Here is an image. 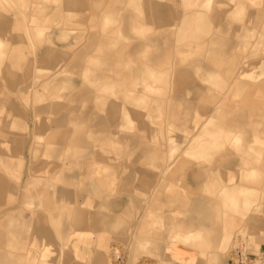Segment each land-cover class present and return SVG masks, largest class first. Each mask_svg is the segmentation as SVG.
Listing matches in <instances>:
<instances>
[{
    "label": "rangeland",
    "instance_id": "1",
    "mask_svg": "<svg viewBox=\"0 0 264 264\" xmlns=\"http://www.w3.org/2000/svg\"><path fill=\"white\" fill-rule=\"evenodd\" d=\"M263 244L264 0H0V264H251Z\"/></svg>",
    "mask_w": 264,
    "mask_h": 264
},
{
    "label": "crops",
    "instance_id": "2",
    "mask_svg": "<svg viewBox=\"0 0 264 264\" xmlns=\"http://www.w3.org/2000/svg\"><path fill=\"white\" fill-rule=\"evenodd\" d=\"M65 1H67V2H72V1L75 2V1H80V0H65ZM216 44H217V41L215 39H212L211 46H214ZM96 46H97L96 43H94V44H90L86 48H87V50H91V49H93ZM83 58H84V53L83 52H78L77 56L75 58H73V61H75V59H76V61L74 62V63H76V65L75 64L74 65L77 66V67L79 66L80 63H81L80 65H83V62H81V61H83ZM97 59H98V61H101V63L104 66H106L107 68L108 67H116L117 68L119 66L120 67L123 66V63H121V61H120L121 59H117V58L108 59V58H103V57L102 58H97ZM93 75L97 76L98 73H95ZM117 75H119V74H117ZM105 78H107V77H105ZM96 116L100 120L102 119L103 122L105 121V123L108 124V122H109L108 120L109 119H108L107 116L106 117H101V116H99L97 114H96ZM106 128L108 129V125H106ZM104 134H105V137L104 136H100V135H96L94 137H91V140H93V141H91L90 144L95 146L98 142L103 141L104 138H106L107 131H105ZM125 139L127 141L132 142V143L138 142L136 139H130V138H125ZM57 144L59 145L60 143L58 142ZM82 144H83V142H82ZM151 153H152L151 150H149L148 154L143 152V160L148 161V162L154 161L153 160L154 159L153 158V154H151ZM84 165H85V169H84L83 176L85 178H89V179L96 178V174L97 173L94 171V165L90 164L89 162L84 163ZM203 173L204 172L202 170L201 171H195V172L194 171H191V172L188 171L187 172V178H188L189 184L194 186V187H198L199 185L204 183L205 176H202ZM132 176H133L132 174L126 175L124 177V179H123V184L122 185L127 184V181H129L132 178ZM149 179L151 180V178H149ZM85 187L87 188V190H89L90 193L92 191H94V190H95V194L96 195H98L100 193V190L95 189L94 185H92L91 183L89 185L85 186ZM121 192L128 196V191H121ZM103 202H104L103 204H104L105 207L107 206V207H109L110 209H112L113 211L116 212V214L114 215V216H116V215H119L125 208H129L130 200H129V196H128L127 199H116V200H113V201H107L106 200V201H103ZM208 210H209V206L206 203H202V202L196 203L192 207V214L194 215V219L195 220L206 219V215L208 213ZM18 230L21 231L22 228H18ZM39 235L40 236H44L45 232L41 231V232H39ZM76 242H77V240L74 238V239L70 240L69 244H71L72 247H76V244H77ZM74 243H75V246H74Z\"/></svg>",
    "mask_w": 264,
    "mask_h": 264
},
{
    "label": "built area",
    "instance_id": "3",
    "mask_svg": "<svg viewBox=\"0 0 264 264\" xmlns=\"http://www.w3.org/2000/svg\"><path fill=\"white\" fill-rule=\"evenodd\" d=\"M251 264H264V244L261 246L258 254L253 256Z\"/></svg>",
    "mask_w": 264,
    "mask_h": 264
}]
</instances>
